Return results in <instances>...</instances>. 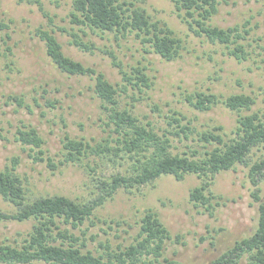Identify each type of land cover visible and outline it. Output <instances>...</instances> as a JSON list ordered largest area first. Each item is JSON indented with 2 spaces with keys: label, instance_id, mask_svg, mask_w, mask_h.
<instances>
[{
  "label": "rangeland",
  "instance_id": "1",
  "mask_svg": "<svg viewBox=\"0 0 264 264\" xmlns=\"http://www.w3.org/2000/svg\"><path fill=\"white\" fill-rule=\"evenodd\" d=\"M127 1L144 7L153 19L173 29L174 35L181 39L178 57L166 60L133 33L116 36L110 31L80 28L70 20L72 0H0V169L15 166L30 199L63 194L91 200L102 194L101 185L106 178L118 171L125 172L128 167L124 159L112 160L104 154L60 164L65 134L85 137L95 144L116 137L117 133L112 130L114 124H106L108 111L94 92L95 80L88 75L61 72L47 55L44 41L36 34L39 28L53 27L65 54L104 72L120 87L121 67L129 73L137 66L145 67L152 86L143 87V92L131 88L121 92L120 106L131 108L140 122L152 123L157 132H163L160 127L168 126L174 110L187 115L193 132L188 138L184 133L181 137H172V153L204 154L217 143L203 140L202 131L216 130L228 140L236 136L239 114L259 111L264 116V0H231L221 4L219 13L213 17L212 22L222 27L236 24L251 29L242 40L248 53L247 59L242 60L229 54L228 47L211 44L206 35L190 29L171 0ZM49 16L53 18L52 24ZM71 32L91 44V49L70 43ZM114 59L122 66L115 65ZM187 91L213 92L220 101L210 110L200 111L183 100ZM239 93L254 97L251 110L238 112L222 103L229 95ZM13 95L20 96L23 104H18ZM43 96L55 101V107L47 105ZM24 126L35 127L44 138L45 160H35L37 148L17 140L18 130ZM217 126L223 129H215ZM168 128L174 131L172 126ZM47 157L52 158L55 167L48 164ZM13 158L18 160L16 165ZM263 158L264 148L254 147L248 162L251 165ZM250 165L238 163L213 175L187 173L181 179L162 175L151 184L120 188L114 196H107L103 205L78 227L62 219L58 223L80 237L78 243L86 244L82 247L84 251H96L101 249V242H109L113 247L131 243L139 231L137 221L151 209L172 234V240L166 243L165 256L178 264H207L236 239L250 235L257 224L259 204L264 202V179L258 185L253 184ZM202 186L207 187L205 192L215 205L210 210L196 206L191 199V190ZM254 193L259 196L258 200ZM15 209L14 204L0 196V210L11 213ZM35 222L34 219L0 220V241L22 244ZM176 235H182L180 242L175 240ZM34 264L46 263L35 261ZM238 264H249L247 255Z\"/></svg>",
  "mask_w": 264,
  "mask_h": 264
},
{
  "label": "trees",
  "instance_id": "2",
  "mask_svg": "<svg viewBox=\"0 0 264 264\" xmlns=\"http://www.w3.org/2000/svg\"><path fill=\"white\" fill-rule=\"evenodd\" d=\"M57 2V0H55ZM183 20L190 29L198 34H204L211 44H222L228 47L229 54L239 60L247 59L248 53L242 40L246 39L250 28L238 25L222 27L212 22L219 13L220 5L231 0H171ZM39 2V1H38ZM43 9V7L41 6ZM45 16L47 12L43 9ZM72 23L80 28L87 27L100 32H114L116 36L135 34L142 42L148 43L152 51L160 54L166 60H173L180 55L181 39L174 35L173 29L167 27L161 20H155L144 7L137 6L127 0H72V10L69 12ZM53 23V18L48 17ZM245 26V25H244ZM61 30H64L60 27ZM56 30L39 28L37 35L44 41L46 53L52 63L63 73L69 75H88L94 82V92L101 101V106L108 111V126L114 124L116 137L105 138L103 142L92 144L85 137L75 138L65 134L62 139V158L60 164L82 161L89 155L116 157L128 162L125 172L118 171L106 178L100 195L91 200L74 199L63 194L41 195L35 199L27 196L26 186L22 176L16 172L15 166L0 169V196L15 205L11 213L0 210V220L24 221L34 219L36 222L22 244H11L0 241V264H34L43 261L46 264H178L174 259L165 256L166 243L172 240L169 228L159 218L158 214L147 209L138 222L139 231L129 244H118L113 247L109 242H101V249L96 251L86 249L85 243H78L80 237L73 234L69 228H61L58 219L73 227H78L90 218L94 210L103 205L107 196H114L120 189L153 183L162 175H175L178 179L187 173L202 175L215 174L229 170L241 163L250 165L248 156L254 147L264 148V116L259 111L239 114L236 122V136L226 140L216 130L208 129L201 132V138L207 143L215 141L217 145L206 150L201 155L187 153H172V137L184 136L193 132L190 119L179 110H174L167 121L168 126L160 127L163 132H157L152 123L140 122L128 107L121 108L119 96L121 92L152 86V80L145 72V67H135L129 73L114 59L113 63L121 67L123 80L121 87L109 80L105 73L85 65L79 60L65 54L62 43L56 36ZM70 43L83 49H91L92 45L83 41L75 32ZM231 47V45H233ZM251 45V42H248ZM116 57V56H114ZM18 104L23 100L18 95L11 96ZM46 98V104L55 107L56 102ZM136 100V96H131ZM216 93L196 91L186 92L183 100L197 110H210L220 99ZM36 104L37 97L33 98ZM229 109L241 111L251 110L255 103L254 97L248 94H231L222 100ZM168 117V116H167ZM188 120V122H183ZM172 126L174 131L168 128ZM179 128V129H178ZM222 130V126L215 127ZM172 134L173 136H170ZM17 140L22 144L31 145L36 150L35 160H45L44 138L32 126H24L18 130ZM113 142V143H111ZM52 167L56 163L47 157ZM14 165L17 158L12 159ZM249 176L253 184L258 185L264 179V158L250 165ZM207 187H195L191 190V199L196 206L210 210L215 205L212 197L206 194ZM258 200L259 196L254 193ZM219 204V202H216ZM212 213V212H211ZM182 235H176L180 242ZM174 241V239H173ZM247 255L249 264H264V202L259 204V216L253 232L243 238H238L219 256L207 264H238L240 258Z\"/></svg>",
  "mask_w": 264,
  "mask_h": 264
}]
</instances>
